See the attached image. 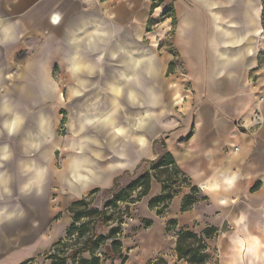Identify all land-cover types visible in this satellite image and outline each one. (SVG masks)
Instances as JSON below:
<instances>
[{"label":"crops","instance_id":"obj_1","mask_svg":"<svg viewBox=\"0 0 264 264\" xmlns=\"http://www.w3.org/2000/svg\"><path fill=\"white\" fill-rule=\"evenodd\" d=\"M164 1L193 91L182 115L166 96L159 104L172 58L157 61L145 40L151 0H0V264H50L44 254L65 237L73 202L123 188L165 153L197 187L196 203L182 212L190 188L178 187L158 215L156 179L139 201L120 203L132 215L120 236L125 264H187L175 251L181 230L216 229L205 245L219 264H244L229 253L239 242L264 253V124L248 130L256 110L264 121L252 82L264 0Z\"/></svg>","mask_w":264,"mask_h":264},{"label":"trees","instance_id":"obj_2","mask_svg":"<svg viewBox=\"0 0 264 264\" xmlns=\"http://www.w3.org/2000/svg\"><path fill=\"white\" fill-rule=\"evenodd\" d=\"M146 164L148 169L143 170L125 188L118 189L115 185L110 191L111 199L102 207L91 205L93 194L73 202L68 209L72 222L65 237L51 246L44 254V259L50 264H104L106 261L109 264L115 261L125 264L127 257L122 253L120 236L129 208H122L120 203L133 204L146 196L152 179L163 184L162 194L149 202L150 208H157L158 215L164 214L178 187L190 188V195L182 200L181 211H188L194 206L198 189L190 185L189 178L177 168L169 153H165L156 162ZM172 223L168 222V229ZM146 226H149V222ZM103 227H108V231L98 233V229ZM215 231L214 228H207L201 235H197L189 230H181L175 246L178 260H184L187 264H206L209 256L205 240L213 237ZM161 262L165 264L163 260Z\"/></svg>","mask_w":264,"mask_h":264},{"label":"rangeland","instance_id":"obj_3","mask_svg":"<svg viewBox=\"0 0 264 264\" xmlns=\"http://www.w3.org/2000/svg\"><path fill=\"white\" fill-rule=\"evenodd\" d=\"M164 9V10H162ZM175 22L173 20V14L172 10L170 8L169 3H165L164 0H151V9L150 14L148 18V25L146 27V31L148 33V36L145 38L146 42H150L152 48L155 52V59L157 61H160L161 63L164 61L165 57H169L170 60L172 58V61L168 64V70L166 75L164 76L166 81L165 91L162 93L163 98H161V101H159V104H163V99L165 97V105H169L171 110L174 109L175 115H182V113L185 111L188 104H191L193 101V91L188 86V80L186 78V73L183 65L178 61V59L174 56L173 48H172V40L174 35V29H175ZM27 45H31V43L34 44V39H30V37L26 40ZM34 47V45H33ZM260 63L258 65L259 68L256 70L258 73L254 72V75L252 76V82L258 83L260 86L258 87L257 96L264 100V53H261L260 55ZM15 71V69H10V73ZM54 78L58 80V73L55 71ZM61 82V81H57ZM258 114V117L260 118L259 123H254V116L255 114ZM254 116H253V124L248 129L249 133L251 135H255L258 133L260 129L263 127V119L260 115V112L256 110ZM56 132L59 136H62L64 134V130L62 127L58 126L56 129ZM60 161V156L57 155V163ZM148 168V167H147ZM136 173L133 175H128L127 177L123 178V181L125 182L124 187L125 188L135 177ZM139 176V175H138ZM118 189H123L120 186L117 187ZM111 192L106 191H99L96 192L94 197L92 198V206L93 207H102V205L109 201L111 199ZM136 196V192L133 193V197ZM122 207V205L120 204ZM261 214L264 217V211L263 207H261ZM132 215L129 212L128 217L124 219V222L122 224V228L125 227L127 229V224L131 223L132 221ZM142 227H146V223H142ZM141 228V227H140ZM234 231V229H227V231ZM123 245L126 250V242H127V234L125 232V235L123 236ZM131 237V236H130ZM243 242V241H242ZM239 242L238 244L233 245L229 249L230 254L239 253V258L241 259V262L244 264L247 263L249 257L245 256V253L247 249H251L253 252V255L251 256L252 260L254 261L252 264H264V253L259 252V248H255L257 251V255L254 254V249L250 247L251 242H244V244H241ZM259 247L261 244L259 243ZM264 247V246H263ZM217 248H215V251L213 253H209L210 258L207 264H219V258H218V252ZM239 251V252H238ZM152 264H162L161 259H158L154 261Z\"/></svg>","mask_w":264,"mask_h":264},{"label":"built area","instance_id":"obj_4","mask_svg":"<svg viewBox=\"0 0 264 264\" xmlns=\"http://www.w3.org/2000/svg\"><path fill=\"white\" fill-rule=\"evenodd\" d=\"M254 123L256 124V123H259V121H260V118L258 117V114L256 113L255 114V116H254ZM263 211H264V207H263Z\"/></svg>","mask_w":264,"mask_h":264}]
</instances>
